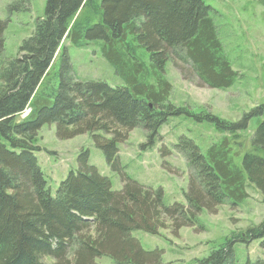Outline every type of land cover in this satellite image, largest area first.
<instances>
[{
  "label": "trees",
  "instance_id": "obj_1",
  "mask_svg": "<svg viewBox=\"0 0 264 264\" xmlns=\"http://www.w3.org/2000/svg\"><path fill=\"white\" fill-rule=\"evenodd\" d=\"M28 7L29 0L10 4L11 11ZM212 10L205 0H47L34 32L7 59L2 58L7 22L0 19V264H98L103 256L116 264H164L163 251L145 249L134 230L159 234L194 226L204 209L214 213L227 199H247L251 184L264 197V119L252 135L245 134L264 106L230 121L170 100L168 62L185 78L194 74L212 88H228L236 79ZM83 38L101 41L103 56L125 86L77 79L66 54L58 88L46 79L63 41L78 44ZM29 106L27 118L20 119ZM179 115L209 121L224 133L206 153L185 135L175 145L191 170L186 203L167 205L162 188L125 173L122 188L114 190L111 179L90 163L86 148L56 192L48 187L36 156L44 125L55 124L60 139L90 134L118 169L119 143L133 129L148 132L147 148L169 118ZM171 153L164 146L162 156ZM255 239L264 248V221L232 232L196 262L264 264L263 258L237 261L236 243Z\"/></svg>",
  "mask_w": 264,
  "mask_h": 264
},
{
  "label": "rangeland",
  "instance_id": "obj_2",
  "mask_svg": "<svg viewBox=\"0 0 264 264\" xmlns=\"http://www.w3.org/2000/svg\"><path fill=\"white\" fill-rule=\"evenodd\" d=\"M11 2L0 0V19L7 22L2 55L4 59L18 55L23 40L34 32L38 18L44 16L47 0H29V7L19 11L10 10ZM205 2L213 9L211 14L225 53L237 72L236 79L228 88H212L189 72L191 78H185L180 70L168 62L166 77L173 87L170 100L195 112L204 111L236 121L245 112L264 106V4L260 0ZM61 50L46 76L56 88L59 86L65 54L69 57L77 79L104 80L111 86L126 85L113 64L103 56L101 41L83 38L75 44L65 39ZM145 55L148 59V52ZM31 108L27 107L23 114H28ZM262 119L264 113L253 117L245 134L252 135ZM159 133L153 146L143 148L148 142V132L143 127L133 129L128 139L119 143V168L113 169L90 134L60 139L56 125L46 124L37 135V145L42 149L36 152V156L53 193L69 171L78 167V154L82 148H86L90 152V163L111 179L114 190L122 188L125 173L141 184L162 188L164 203L167 205L176 201L186 203L184 192L188 188L191 170L186 156L178 152L175 145L185 135L206 153L209 146L224 133L219 132L209 121L199 122L187 115L171 116ZM164 146L172 151L165 158L162 156ZM248 193L249 197L238 203L227 199L214 213L204 209L196 225L183 227L178 232L170 228L161 229L159 234L134 230L133 236L147 250H162L164 264H198L197 259L208 256L232 232L264 221L262 193L252 184L248 187ZM260 243L261 239H255L249 245L236 243L237 261L245 263L248 259H264V248ZM98 264L116 263L109 256H103L98 259Z\"/></svg>",
  "mask_w": 264,
  "mask_h": 264
},
{
  "label": "built area",
  "instance_id": "obj_3",
  "mask_svg": "<svg viewBox=\"0 0 264 264\" xmlns=\"http://www.w3.org/2000/svg\"><path fill=\"white\" fill-rule=\"evenodd\" d=\"M24 115H26V114H24Z\"/></svg>",
  "mask_w": 264,
  "mask_h": 264
}]
</instances>
